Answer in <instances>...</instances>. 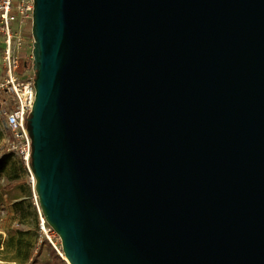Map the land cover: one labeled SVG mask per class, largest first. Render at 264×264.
<instances>
[{"label":"water","instance_id":"water-1","mask_svg":"<svg viewBox=\"0 0 264 264\" xmlns=\"http://www.w3.org/2000/svg\"><path fill=\"white\" fill-rule=\"evenodd\" d=\"M31 37L66 264H264V0H33Z\"/></svg>","mask_w":264,"mask_h":264},{"label":"built area","instance_id":"built-area-1","mask_svg":"<svg viewBox=\"0 0 264 264\" xmlns=\"http://www.w3.org/2000/svg\"><path fill=\"white\" fill-rule=\"evenodd\" d=\"M32 15L33 0H0V91L9 95V100L0 99V126L6 133L7 152L18 158L26 177L25 184L33 193L32 203L39 210V241L46 239L61 255L53 242L55 232L45 223L33 191L32 142L27 119L35 100L34 74L23 72V64L32 61L31 52L25 58L21 54Z\"/></svg>","mask_w":264,"mask_h":264},{"label":"trees","instance_id":"trees-1","mask_svg":"<svg viewBox=\"0 0 264 264\" xmlns=\"http://www.w3.org/2000/svg\"><path fill=\"white\" fill-rule=\"evenodd\" d=\"M5 135L6 133H4L0 127V145L5 139ZM8 167L9 180H17L24 174L18 158L11 153H4L3 157L0 159V173L7 172ZM14 189L21 192L24 197L23 200H17V197H14L10 190L0 189V219L5 210L4 203L10 205L11 214H13V216L15 215L14 218H18V227H16L14 233L9 234L6 239L0 242V247H2L0 249V258L5 262H14L16 264H34L33 252L38 244L37 234L21 227L22 224H20L29 215L26 204L27 199L31 197V189L26 184L21 186L16 185ZM52 253L54 255V260L60 264V257L56 254V251L53 250Z\"/></svg>","mask_w":264,"mask_h":264},{"label":"rangeland","instance_id":"rangeland-1","mask_svg":"<svg viewBox=\"0 0 264 264\" xmlns=\"http://www.w3.org/2000/svg\"><path fill=\"white\" fill-rule=\"evenodd\" d=\"M25 43L26 46L22 48L21 54L23 57H26V54H29L32 51V37H31V28H27L25 31ZM32 71V61H29L27 63L23 64V72L30 73ZM33 72V71H32ZM0 98L2 100H9V95L6 93H1ZM1 127V126H0ZM4 133V129H1ZM6 136V135H5ZM6 137L3 140L2 144L0 145V159L3 157L4 153L9 154L7 152L6 148ZM9 167L7 168V172L0 173V189L1 190H10L14 197L20 196L19 194L21 192L16 191L15 186L25 185L26 183V177L23 174L19 179L17 180H9L8 173H9ZM15 190V191H14ZM6 199V197H5ZM33 193L31 190V197L27 199L26 209H28L29 215L24 219V221L20 224H22L21 227L30 230L33 233L37 234L38 237V244L36 245V249L33 252L34 256V264H59L57 261L54 260V255L52 253L55 248L52 246L50 242H48L46 239L39 241V233H38V227L41 222V216L39 214V210L36 206L33 205ZM10 205L4 203L5 210L2 213V218L0 219V242L7 238L9 234H13L16 227H18V218H14L13 214H11L10 211ZM53 242L55 243V246L62 254L61 248H60V240L58 239L56 233L55 238H53ZM56 251V254L60 257V264H66V262L63 260L62 256ZM63 255V254H62ZM0 264H16L14 262H5L1 260L0 258Z\"/></svg>","mask_w":264,"mask_h":264},{"label":"crops","instance_id":"crops-1","mask_svg":"<svg viewBox=\"0 0 264 264\" xmlns=\"http://www.w3.org/2000/svg\"><path fill=\"white\" fill-rule=\"evenodd\" d=\"M24 74V73H23ZM1 93H3V91H0V95H1ZM1 99V98H0ZM17 186H21L20 184H18ZM19 192V191H18ZM20 196H17V200H23L24 199V197L22 196V194L20 193L19 194Z\"/></svg>","mask_w":264,"mask_h":264},{"label":"bare ground","instance_id":"bare-ground-1","mask_svg":"<svg viewBox=\"0 0 264 264\" xmlns=\"http://www.w3.org/2000/svg\"><path fill=\"white\" fill-rule=\"evenodd\" d=\"M61 256H62V258H63V260L65 261V258H64V256L61 254ZM66 262V261H65Z\"/></svg>","mask_w":264,"mask_h":264}]
</instances>
